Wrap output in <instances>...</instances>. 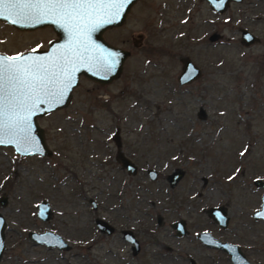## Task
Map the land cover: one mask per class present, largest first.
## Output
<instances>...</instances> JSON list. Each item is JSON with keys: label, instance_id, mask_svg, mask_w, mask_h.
Instances as JSON below:
<instances>
[{"label": "rangeland", "instance_id": "374dc122", "mask_svg": "<svg viewBox=\"0 0 264 264\" xmlns=\"http://www.w3.org/2000/svg\"><path fill=\"white\" fill-rule=\"evenodd\" d=\"M115 28L106 40L129 52L118 78L100 85L79 77L66 107L37 118L51 155L19 156L0 146V264H123L110 252L113 236L92 231L94 216L113 218L104 192L117 191L119 182H109L112 166L102 158L113 155L115 128L139 168L154 167L160 177L136 174L124 216L113 223L184 219L189 235L176 239V264H190L187 257L194 264H226L225 253L193 235L209 227L203 209L222 205L229 219L224 236L250 263L264 264V221L251 217L263 192L252 180L264 181V0L232 2L221 15L200 0H136ZM239 28L259 42L242 46ZM211 32L221 39L209 43ZM49 36L0 22V52L32 50ZM181 57L201 76L179 85ZM174 167L184 174L171 189L164 175ZM98 192L92 212L82 196ZM41 200L51 212L46 221L36 217ZM43 230L60 234L70 250L48 249L26 236Z\"/></svg>", "mask_w": 264, "mask_h": 264}, {"label": "snow or ice", "instance_id": "6c2138e0", "mask_svg": "<svg viewBox=\"0 0 264 264\" xmlns=\"http://www.w3.org/2000/svg\"><path fill=\"white\" fill-rule=\"evenodd\" d=\"M127 0H0V16L13 24L50 20L68 34L69 43L46 61L26 60L23 54L0 56V136L31 144L30 118L40 104L60 103L72 83L76 64L83 60L90 33L118 16ZM104 66L113 65L105 58ZM3 140L0 139V143ZM243 155V153H241Z\"/></svg>", "mask_w": 264, "mask_h": 264}, {"label": "water", "instance_id": "95a60500", "mask_svg": "<svg viewBox=\"0 0 264 264\" xmlns=\"http://www.w3.org/2000/svg\"><path fill=\"white\" fill-rule=\"evenodd\" d=\"M136 0H127L124 3V6L119 12L118 16H113L111 18V22L109 23H100L98 27L94 31L90 33V39L87 42V51L83 53V60L76 64V70L72 74V83L69 86L68 90L64 93V99L60 103H56L55 101H49L43 104H40L36 109H34L33 115L30 118V135L33 138V142L31 144H24L12 137L7 135L0 136V139L3 140L0 143L2 147H9L13 150V152L19 156H49L50 150L45 142L43 130L37 124V118H40L46 114H49L53 111L62 109L68 105L72 89L77 86L79 76H84L86 79L96 82L100 85L107 84L112 80L118 78L122 71L123 63L125 59L129 56V52L123 48H119L111 45L102 37L103 32L112 27H120L124 22L128 12L130 11L131 6L134 4ZM230 1H239V0H207L209 6L213 10L222 11L225 6L228 5ZM14 17H5L0 16V22H4L13 28L20 30H30L35 27H44L50 26L54 33L59 37L58 40L51 41L48 43L47 49L43 50H27L18 54H5L0 52V56H17L23 54V57L26 60H41L46 61L49 58L59 55L62 51L63 47L68 45L69 38L67 32L57 24L52 23L50 20H45L41 23H22V24H13L11 20ZM216 36H211L210 39L214 40ZM258 39L250 33L248 30L241 28L239 34V43L247 47L253 43H255ZM107 60L113 65L110 69L104 66V60ZM198 68L192 63V61L188 57L180 58V70L176 77L177 83L179 85L187 84L191 82L194 78L198 76ZM114 140H116V144L118 141L114 136ZM122 165L127 169L134 172L135 166L130 161L125 158L121 159ZM148 174L150 175V179L154 178L155 170L148 169ZM184 171L180 168H177L167 177V181L169 186H174L177 181L182 177ZM252 184L257 188H262L264 190V181L259 178H255L252 180ZM0 204H4V199H0ZM212 218L219 220V224L223 225L226 222V216L224 214V209L222 207H210L207 212ZM50 209L48 203L44 200L39 201L36 204V217L46 221L49 218ZM253 219H261L264 221V191L260 197V208L253 211L251 214ZM98 227L103 230L104 227L107 232L110 231V228L107 224L102 221H96ZM180 222H176V226H179ZM3 226L4 219L0 215V256L4 247V234H3ZM27 237L35 244H41L47 248H57V249H67L68 246L62 240V238L51 231H43V232H33L28 231ZM200 242L209 248H215L223 251L229 256L230 264H251L239 247L237 245L220 242L217 239L210 236L207 232H201L198 236Z\"/></svg>", "mask_w": 264, "mask_h": 264}, {"label": "flooded vegetation", "instance_id": "af4514ba", "mask_svg": "<svg viewBox=\"0 0 264 264\" xmlns=\"http://www.w3.org/2000/svg\"><path fill=\"white\" fill-rule=\"evenodd\" d=\"M200 1L204 2L207 5V7L210 9V11H212L218 15H221L222 13L225 12V10L228 8L230 3L240 2L241 0L230 1L228 3V5L225 6V8L222 11L211 9L207 0H200ZM115 29H117V28L112 27V28L106 29L105 32L102 34V37L104 38V40H106L105 33L110 31V30H115ZM240 29L241 28H239V34H240ZM243 29H245V28H243ZM14 30H16L17 32H22V33H41V32H43L44 35L47 32L49 33L50 36L47 38V40L43 44V46H37V47L33 48L32 50L47 49L49 42L59 39V37L54 33V31L52 30V28L50 26L35 27L33 29H30V30H20V29L14 28ZM250 33H252V32H250ZM213 35L216 36V38L214 40H211L210 37ZM253 35H255V34H253ZM221 37H222V35L220 33L211 32L207 35V41L209 43L217 42L221 39ZM255 37L258 39L256 42H259V38L256 35H255ZM108 43H110V42H108ZM113 46H115V45H113ZM179 62H180V58H179ZM193 64L198 68L199 73H198V76L196 78H194L191 82L197 80L201 76V69L195 63H193ZM79 77H84V76H79ZM78 81H79V79H78ZM114 136L116 137L118 144H116V140H114ZM111 141L113 142V148H114L113 155L110 156V154H108V155L104 154L102 160L104 161V163L107 161L110 162V165L112 166L110 172L112 171V173L109 172V174H110L109 175V179H110L109 182L114 181V180L118 181L119 182V185H118L119 189L117 191H116V189L114 191H109L110 193L104 192V194L106 196L105 199L110 198L111 208H109V212L112 214L113 218L117 219L118 217L124 216V213H122V212H124L127 208V202L126 201L128 200V184L132 181L133 177L136 174L141 173V174H145V176L150 181H155L160 177V173L154 167H146L145 166L143 168H139L138 164L132 160L131 153L127 152L126 150L124 151L121 148L122 142H121V137H120L118 128H115L113 130V132L111 134ZM106 142L107 141H105V143ZM90 154L92 155V153H90ZM50 155H51V150H50ZM122 158H125L128 161H130L132 164H134L135 169H134L133 173L131 170H127L122 165V161H121ZM87 160L92 161L91 157H88ZM150 168L155 170V174H154L153 179H150V175L147 172L148 169H150ZM176 169L177 168L174 167L168 174L164 175V180L167 183V186L171 189L174 188L177 185L178 181L181 179L180 178L174 186H172V187L169 186V183L167 181V177ZM71 173H73V172H71ZM95 177L99 178V179H104L103 177H101L99 175H95ZM88 188L90 189V187H88ZM85 192H87V190L83 191V193H85ZM100 193L101 192H98L97 194L94 195V197L82 196V199L84 201L86 200L88 202V204L90 205L92 212H96V210L99 206V202L101 201V199H99L98 197H99ZM262 193H261V195H262ZM261 195H260V197H261ZM210 207H222L224 209V214H225L227 219L223 225H220L218 223L219 220L212 218V216H210L211 213H210V215L207 213L208 209ZM259 208H260V204H259ZM35 209H36V205H35ZM203 210H204L205 215L207 216V221H208L209 227L202 228V229L194 232L193 235L195 238V242H198L203 247L209 248L207 246H204L200 242V240L198 239V236L201 232H207L210 234V236H212L213 238L217 239L220 242H227V243L234 244L232 241H229V238L227 237V235L224 236V234H223L224 231H227L228 220H229L228 216L226 215L225 207L222 205H216V206H209L208 208L203 209ZM49 217H50V214H49ZM113 218L94 216L92 219V223H93L92 231L95 232L94 234L99 235V236L100 235L113 236L114 245H113V248L110 252H111L112 256L116 259V261H119L120 263H123V264H125V263L126 264H176V239L186 237L189 235V225L186 223V221L184 219H181V218L176 219L175 218L173 220H170L168 223L164 224L163 223V217L160 215H157L154 219L155 223L137 222V223H133V224H120V226H118L117 224L113 223V221H112ZM98 220L104 221L107 224V226L110 228V231L107 232L104 227L102 228L103 230H101L98 227V225L96 224V221H98ZM176 222H180V225L176 226ZM43 231H48V230H43ZM43 231H33V232H39L40 233ZM51 232H53V231H51ZM54 233H56V232H54ZM56 234H58V233H56ZM58 235L62 238V240L68 246L67 249H58V250H63V251L70 250L71 245L69 243H67L60 234H58ZM26 236H27V233H26ZM38 245H41V244H38ZM116 245L119 246V249L116 247ZM234 245H237V244H234ZM48 249H51V248H48ZM55 249H57V248H55ZM209 249H215V248H209ZM239 249H240V247H239ZM215 250L221 251L219 249H215ZM221 252H223V251H221ZM221 259H224L226 261V264H230L229 256L226 253H225V256L222 257ZM187 261L190 264H194V260L191 257H187Z\"/></svg>", "mask_w": 264, "mask_h": 264}]
</instances>
